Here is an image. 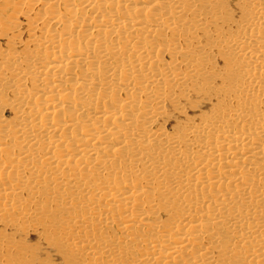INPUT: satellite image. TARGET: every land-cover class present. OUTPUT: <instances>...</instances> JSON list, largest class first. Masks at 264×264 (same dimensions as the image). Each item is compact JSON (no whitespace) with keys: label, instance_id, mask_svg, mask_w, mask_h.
I'll return each instance as SVG.
<instances>
[{"label":"bare ground","instance_id":"1","mask_svg":"<svg viewBox=\"0 0 264 264\" xmlns=\"http://www.w3.org/2000/svg\"><path fill=\"white\" fill-rule=\"evenodd\" d=\"M36 250L264 264V0H0V259Z\"/></svg>","mask_w":264,"mask_h":264},{"label":"rangeland","instance_id":"2","mask_svg":"<svg viewBox=\"0 0 264 264\" xmlns=\"http://www.w3.org/2000/svg\"><path fill=\"white\" fill-rule=\"evenodd\" d=\"M197 1H201V0H197ZM17 4V3H16ZM17 241V240H15ZM34 241V238L31 236L29 238L26 239L25 244L29 247L32 246V242ZM33 247V246H32ZM37 252L33 253L31 251H27V253L24 256H15L16 259H9L10 261L5 260V256H2V259H0V264H21L22 262H24V264H72L71 262L68 263L67 261H65L62 257L61 259H59V257H54L55 255L52 254H44V252H42V250H36ZM65 250H61V252H59L60 255H66L65 254ZM5 253V252H2ZM35 254V255H34ZM26 256L28 257L27 260H25L23 257L26 258ZM78 260H81L80 258H77ZM75 259H73L74 261ZM101 264V263H100Z\"/></svg>","mask_w":264,"mask_h":264}]
</instances>
